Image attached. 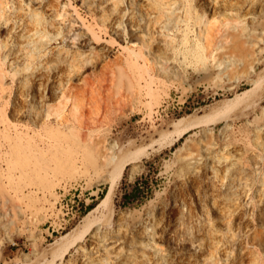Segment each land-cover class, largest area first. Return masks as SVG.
<instances>
[{
  "label": "rangeland",
  "instance_id": "obj_1",
  "mask_svg": "<svg viewBox=\"0 0 264 264\" xmlns=\"http://www.w3.org/2000/svg\"><path fill=\"white\" fill-rule=\"evenodd\" d=\"M147 1L105 0L88 10L81 0H69L65 6L69 15L78 12L87 23L95 18V26L102 23V12L114 17L112 4L123 9V16L116 29L102 25V50L70 45L96 57L94 66L80 69L74 91L62 98L79 95L86 128L57 131L60 144L54 149L0 156V264H81L100 242L90 234L95 224L110 236L118 226L130 228L140 220H172L173 196L187 180L189 158L204 146H211L216 156H233L234 147L242 148V157L252 152L264 156V9L251 12L252 22L243 30L242 10L231 19L233 27H225L227 5L219 3L214 14L200 20L197 0H163L167 9L179 2L192 7L187 28L180 24L161 30L168 42L149 40L153 23L166 17L161 12L154 19L156 2ZM130 13L146 44H132ZM129 48L141 56L131 59ZM227 58L233 59L228 67ZM145 67L151 74L150 92L148 73L139 75ZM196 118L200 126L171 143L180 121ZM206 127L210 130L204 132ZM5 146L0 142V148ZM119 163L126 165L112 199L105 209L88 215ZM253 181L263 190L246 193L243 202L254 205V211L246 212L248 228L241 227L242 232L238 220L231 221L241 230L234 252L249 249L252 254L244 264H264V167ZM228 183L224 177L218 181L220 204ZM197 216L210 221L219 217L209 203L204 210L195 208ZM218 232L225 233L221 225ZM155 246L167 252L165 243L156 240Z\"/></svg>",
  "mask_w": 264,
  "mask_h": 264
},
{
  "label": "bare ground",
  "instance_id": "obj_2",
  "mask_svg": "<svg viewBox=\"0 0 264 264\" xmlns=\"http://www.w3.org/2000/svg\"><path fill=\"white\" fill-rule=\"evenodd\" d=\"M89 10L105 0H81ZM135 0H132L134 3ZM197 0V17L202 20L209 14H214L216 7L229 6L228 19L223 22L225 27H233L231 19L239 18L243 11L242 29L252 22L251 12L264 9V0ZM228 1V2H227ZM148 3L147 0H145ZM158 13L166 17L162 23H153L151 39L168 41L162 38V29L178 28L184 24L187 28L192 20V7L182 2L175 3L171 9L166 8V2L155 0ZM70 4L69 0H0V142L6 143L0 148V156L15 154H32L54 149L59 140L55 133L63 128L83 125L80 97L72 93L73 99L62 101L67 92H73V83L82 67L95 65L96 57L79 50H72L70 45H97L102 50L104 27L116 29L123 9L112 4L114 17L106 12L101 13V24L98 27L93 21L88 23L78 12L71 16L64 10ZM166 8V9H164ZM93 15V14H91ZM127 19L135 36L132 44L143 42L146 38L141 34L140 25L133 13ZM149 20V19H148ZM151 21V19H150ZM200 22V21H199ZM156 24L158 26H156ZM102 25L104 27H102ZM161 34V35H160ZM248 36V32L242 33ZM160 37V38H159ZM92 47V46H91ZM129 57L138 58L141 53L129 48ZM206 58V55H200ZM233 59L224 60L225 66L232 64ZM147 72L146 87L148 92L151 74L148 68L139 71V75ZM7 111L11 120L8 118ZM23 118L27 120L24 121ZM200 119H182L173 132L171 143L185 136L190 130L200 126ZM225 128V126H224ZM210 130L209 127L203 129ZM15 144H20L18 149ZM29 151V152H27ZM233 156L222 153L216 156L211 146L201 148L199 155L189 158L190 170L182 188L174 194L172 220H140L132 227L118 226L113 234L108 236L99 225L95 224L90 234L98 239V245L91 249L87 258L81 264H244L251 256V250L234 252V246L240 245L239 234L243 228H248L250 219L246 218L248 209L246 193L263 190L253 181V174L264 167V156L253 152L242 157V148L234 147ZM246 160V162L244 161ZM125 163L115 165L114 172L108 181V187L96 207L88 215L103 208L112 199L115 186L120 178ZM221 177L229 179L220 204L218 181ZM202 188L205 190L202 191ZM264 192V191H263ZM234 201L230 200L235 196ZM242 198V204H240ZM253 198V197H252ZM206 203L211 204L218 214L217 221L201 219L195 216V208L204 210ZM107 208V207H106ZM231 217V218H229ZM238 220L237 232L232 226V219ZM225 233L218 232V226ZM243 232V230H242ZM255 238V236H253ZM261 238V237H260ZM107 240L110 242L107 243ZM156 240L165 243L167 252H160L155 246ZM233 246V249H232ZM250 262H255L251 259ZM258 264V262H256Z\"/></svg>",
  "mask_w": 264,
  "mask_h": 264
},
{
  "label": "trees",
  "instance_id": "obj_3",
  "mask_svg": "<svg viewBox=\"0 0 264 264\" xmlns=\"http://www.w3.org/2000/svg\"><path fill=\"white\" fill-rule=\"evenodd\" d=\"M92 208V205L88 206V209H91Z\"/></svg>",
  "mask_w": 264,
  "mask_h": 264
}]
</instances>
